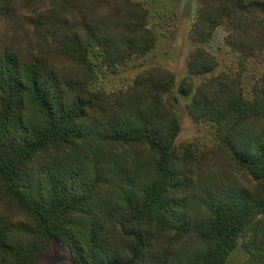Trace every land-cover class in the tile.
<instances>
[{"label": "trees", "instance_id": "obj_1", "mask_svg": "<svg viewBox=\"0 0 264 264\" xmlns=\"http://www.w3.org/2000/svg\"><path fill=\"white\" fill-rule=\"evenodd\" d=\"M43 1L0 0V21L8 24L21 2L20 16L32 18L43 41L26 51L0 39V200L19 211L23 225L14 236L0 218V264H41L50 246L64 248L71 264H175L176 258L178 264H226L241 236L243 264H264V88L245 95L238 77L226 73L193 79L216 67L199 43L223 20L236 45L252 48L247 33L264 28L258 17L264 0H205L189 30L195 47L186 72L178 77L164 69L136 80L154 107L173 92L191 118L210 122L213 147L248 182L229 189L200 179L205 154L176 143L181 124L175 113L104 121L107 108L89 93L88 81L68 78L49 53L89 76L93 58L115 69L143 56L154 45L145 7L133 0H52L45 7ZM263 37L257 35L259 46ZM26 107L33 121L25 120ZM93 137L146 149L144 178L114 151L84 155L79 146L90 148ZM83 162L93 163L91 175ZM109 180L118 198L103 203L98 186ZM115 226L126 237L122 249L106 232ZM188 238L195 245L183 251Z\"/></svg>", "mask_w": 264, "mask_h": 264}, {"label": "rangeland", "instance_id": "obj_2", "mask_svg": "<svg viewBox=\"0 0 264 264\" xmlns=\"http://www.w3.org/2000/svg\"><path fill=\"white\" fill-rule=\"evenodd\" d=\"M141 3L147 10V25L154 35L153 47L143 56L130 59L126 64L115 69L107 68L100 58H93V72L91 76L86 74L83 68L73 66L67 62H61L60 57L50 51V55L56 58L59 68L63 70L68 78L79 82L81 79L88 81L87 88L89 93L99 97V102L107 109L108 114L105 120H112L116 116L137 119L139 116H153L156 112L167 111V113H175L178 117L181 129L176 138V143H190L197 146L202 155L205 154L204 166L201 170L200 179L207 186H217L234 188L236 186H246L247 180L240 173L234 171L227 162V155L224 152L216 151L213 147L214 138L212 128L209 121L203 119L191 118L184 104L177 102L173 92L163 95L161 105L154 107V103L149 99L141 97L139 84L137 79H141L146 72L152 75L163 74L164 69L175 71L177 76H181L186 72V60L189 52L195 47V43L191 40L189 30L192 22L197 17L198 7L206 2L205 0H133ZM52 0L39 2V5L45 7L51 4ZM21 2L16 7V12L12 14L10 22L3 23L0 21V39L20 44L24 50L36 51L40 44L43 43L42 37L34 32L35 23L32 18L20 16ZM263 18V15H259ZM4 21V20H3ZM264 24V23H263ZM261 32L264 36V28L260 30V26L255 25L247 34L250 45L240 47L236 45L237 39L233 30L226 20L218 24L208 41L199 43L209 56L216 59V67L205 74L193 75L195 83H200L211 76L226 73L231 77H238L239 85L243 88L245 95H251L254 89L264 88V39L263 43L258 42L257 35ZM264 38V37H263ZM245 39V38H244ZM243 39V41H244ZM247 39V38H246ZM258 43V44H257ZM73 85L76 86L77 84ZM241 89V88H240ZM254 92V91H253ZM171 102V103H170ZM26 121H33L35 118L34 111L26 107ZM240 139L244 141L246 136L241 133ZM92 146L80 144L83 146L84 155L93 151L111 150L116 153L117 160H126L138 172L140 179L144 178L146 169L148 168V155L146 149L142 147H121L118 145H104L103 140L99 142L97 137L92 138ZM241 141V142H242ZM243 143V142H242ZM76 150V149H75ZM74 150V151H75ZM73 151V152H74ZM96 156V155H95ZM82 168L92 173L93 163H80ZM109 181L101 182L98 190L101 195V201L117 200V187L113 186ZM119 189V188H118ZM119 189V193H120ZM0 218L11 224L14 236L22 235L23 225L22 215L13 208L12 205H6L0 200ZM110 241L118 249H122L126 240L120 227H109L106 231ZM245 237L239 238V244L235 251L228 257L226 264H243L247 257L241 241ZM182 243V249L185 251L189 247H194L195 243L192 238L185 239ZM41 264H71L66 256V250L59 246H50L41 258ZM175 264H178L177 258Z\"/></svg>", "mask_w": 264, "mask_h": 264}]
</instances>
